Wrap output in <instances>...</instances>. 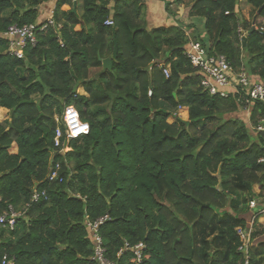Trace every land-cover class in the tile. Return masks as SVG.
<instances>
[{"label":"trees","instance_id":"obj_1","mask_svg":"<svg viewBox=\"0 0 264 264\" xmlns=\"http://www.w3.org/2000/svg\"><path fill=\"white\" fill-rule=\"evenodd\" d=\"M46 1L0 0V111L9 113L0 121V213L9 206L22 213L12 230L0 227V259L97 264L85 220L107 215L100 236L117 264H241L235 228L244 219L225 229L224 251L202 250L198 235L229 205L236 212L238 200L264 197V135L226 117L243 107L237 96L200 87L202 74L184 49L189 39L206 47L204 39L188 36L182 24L149 27L145 0H57L55 25L37 34L23 58L9 55L3 33L36 23ZM244 1L249 20L240 15V0H190L189 16L205 19L210 55L264 82V30L255 26L264 0ZM239 29L247 33L244 47ZM114 39L116 60L102 71ZM158 63L169 66L168 78ZM91 69H99V82L90 80ZM81 85L85 95L76 92ZM70 106L90 129L59 153L56 119ZM249 111L252 126L264 119L260 103ZM56 164L61 180L49 182ZM35 189L45 196L31 203ZM260 238L252 264H264ZM138 244L140 262L125 249Z\"/></svg>","mask_w":264,"mask_h":264},{"label":"built area","instance_id":"obj_2","mask_svg":"<svg viewBox=\"0 0 264 264\" xmlns=\"http://www.w3.org/2000/svg\"><path fill=\"white\" fill-rule=\"evenodd\" d=\"M53 12L44 21L27 25L14 24L8 27L3 33V37L7 43V53L18 59L23 58L25 49L36 45L37 34L55 25ZM105 25L112 26L113 23L111 20H107ZM260 30L262 31V28ZM238 33L240 34V38L247 34L243 29H239ZM184 55L190 64L202 74L200 87L207 91L209 95L219 96L220 98H228L230 95L237 96L238 103H241L243 107L250 108L255 103H260L264 106V82L255 80L245 71L235 73L224 56L210 55L206 47L193 39L188 40L184 49ZM157 66L160 67L164 76L168 78L170 75L169 66L163 63H158ZM148 95H151L150 91ZM56 121L59 122L58 119ZM60 124V126L56 127L53 136V147L58 149L59 153L68 151V142L87 135L90 129L88 123L83 122L78 112L71 106L65 108L60 119ZM253 130L264 135V119L259 118L253 126ZM62 138H65V144L61 143ZM58 171V164L51 167L47 178L49 182L61 180ZM257 192L256 189L255 194ZM43 196H45V191L35 189L31 195V203L38 202ZM28 206L29 204L25 208ZM247 206L253 212H251L250 221L246 222L245 226L240 225L235 228V234L239 240L237 251L241 256V264H252L251 250L257 238L264 236V197L256 196L249 199ZM21 215V212L15 211L9 206L6 211L0 213V227L12 230ZM107 220V215L94 220H85V226L89 231L93 244L92 259L97 264H117L106 257V250L100 236V227ZM257 225L261 227V235L255 237L256 232L260 231ZM143 248V244H138L133 248L125 245V249H129L138 262L141 261V251ZM0 264H15V260L13 257L4 254L0 259Z\"/></svg>","mask_w":264,"mask_h":264},{"label":"crops","instance_id":"obj_3","mask_svg":"<svg viewBox=\"0 0 264 264\" xmlns=\"http://www.w3.org/2000/svg\"><path fill=\"white\" fill-rule=\"evenodd\" d=\"M174 0H145L144 18L149 27L184 25L186 33L189 35L196 33L201 39H204L205 46L208 47V41L204 35L205 19L201 17H190V0H180L179 3ZM240 15L242 19L249 20L251 15V7L245 4L244 0H240ZM57 0H49L39 7V17L37 22L44 21L56 8ZM165 2H169V9H165ZM61 10L63 8H60ZM74 12H80L77 2L72 7ZM256 22L262 21L264 18H257ZM161 62V61H160ZM82 89V85L80 86ZM84 92V91H83ZM186 112V111H185ZM187 114V113H186Z\"/></svg>","mask_w":264,"mask_h":264},{"label":"rangeland","instance_id":"obj_4","mask_svg":"<svg viewBox=\"0 0 264 264\" xmlns=\"http://www.w3.org/2000/svg\"><path fill=\"white\" fill-rule=\"evenodd\" d=\"M258 29L264 30V23L262 21L260 22H256L255 25ZM255 27V28H256ZM187 35L189 36V34L187 33ZM102 71H104L102 69ZM99 69H91L90 70V80L93 81L94 83L99 82ZM77 93L85 95V93L83 92V89L81 87H78L76 90ZM35 99V97H34ZM37 99V98H36ZM63 103V102H62ZM4 110V109H3ZM185 113V114H184ZM178 115L180 116L181 119L186 120V112H180L178 113ZM9 117V113L5 110V111H0V121H5L7 120ZM227 118H236L238 120L243 121L249 128L250 133L253 132V126L251 124L250 121V111L248 107H241L237 112L231 114V115H227ZM60 123V120H58ZM169 122H172V119L168 120ZM15 148L11 149V152H14ZM68 151H70V148L68 149ZM66 150V152H68ZM65 152V153H66ZM256 187L253 188L254 192L256 191ZM238 207H237V211L235 212L233 210V207H231V205H229L226 208V211L224 214H215L209 224V226L207 227V230L205 231V233H200L198 235L199 239L201 240L202 238L204 239V242H202V240L199 243V246L202 250H207L209 254H211L212 252H216L218 250L224 251L227 247L226 245V239H225V229L232 224H239V221L241 219L245 220L246 222H249L251 219V215H252V211L251 209H249V207L247 206V204L241 203L240 200ZM252 212V213H251ZM259 240H264V236L261 237ZM254 247H256V244L254 243ZM224 255L223 252H219L217 253V256L222 257Z\"/></svg>","mask_w":264,"mask_h":264},{"label":"water","instance_id":"obj_5","mask_svg":"<svg viewBox=\"0 0 264 264\" xmlns=\"http://www.w3.org/2000/svg\"><path fill=\"white\" fill-rule=\"evenodd\" d=\"M254 29H252L251 32H253ZM250 32V33H251ZM248 33V34H250ZM246 38H247V35L246 36H243L241 38V41H242V44H243V47L245 46L246 44ZM117 53H118V47H117V43H116V40L114 39V50H113V53L111 55V57L109 58H105V59H100V62L102 63V69L104 71H111L112 69V62L116 60V57H117Z\"/></svg>","mask_w":264,"mask_h":264}]
</instances>
